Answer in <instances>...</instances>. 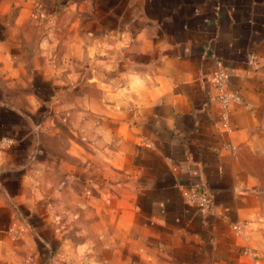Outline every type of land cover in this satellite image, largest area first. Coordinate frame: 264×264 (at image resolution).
Returning a JSON list of instances; mask_svg holds the SVG:
<instances>
[{
  "label": "crops",
  "instance_id": "0c3cea01",
  "mask_svg": "<svg viewBox=\"0 0 264 264\" xmlns=\"http://www.w3.org/2000/svg\"><path fill=\"white\" fill-rule=\"evenodd\" d=\"M258 130L264 0H0V264H264Z\"/></svg>",
  "mask_w": 264,
  "mask_h": 264
},
{
  "label": "built area",
  "instance_id": "2783aa9c",
  "mask_svg": "<svg viewBox=\"0 0 264 264\" xmlns=\"http://www.w3.org/2000/svg\"><path fill=\"white\" fill-rule=\"evenodd\" d=\"M210 79L214 88L215 101L223 113L222 126L228 129L226 113L231 105L239 102V96L228 86L227 75L222 67L221 61L216 62V67L211 72ZM183 195L186 200L194 205L200 212L208 213L210 211L212 201L203 189L185 190ZM231 229L235 233H240L242 231V225L240 222H233L231 224ZM241 253L252 258L258 256L257 250L247 246L242 247Z\"/></svg>",
  "mask_w": 264,
  "mask_h": 264
},
{
  "label": "rangeland",
  "instance_id": "374dc122",
  "mask_svg": "<svg viewBox=\"0 0 264 264\" xmlns=\"http://www.w3.org/2000/svg\"><path fill=\"white\" fill-rule=\"evenodd\" d=\"M239 162L253 178L252 193L257 197L255 202L264 214V132L258 130L251 139L242 144Z\"/></svg>",
  "mask_w": 264,
  "mask_h": 264
}]
</instances>
